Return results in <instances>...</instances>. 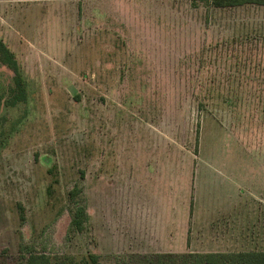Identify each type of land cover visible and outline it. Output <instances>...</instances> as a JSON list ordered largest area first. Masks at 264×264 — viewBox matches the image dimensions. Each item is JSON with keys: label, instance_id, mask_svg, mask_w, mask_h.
Segmentation results:
<instances>
[{"label": "rangeland", "instance_id": "1", "mask_svg": "<svg viewBox=\"0 0 264 264\" xmlns=\"http://www.w3.org/2000/svg\"><path fill=\"white\" fill-rule=\"evenodd\" d=\"M0 35L32 91L0 113V264L264 250L263 5L0 0Z\"/></svg>", "mask_w": 264, "mask_h": 264}, {"label": "trees", "instance_id": "2", "mask_svg": "<svg viewBox=\"0 0 264 264\" xmlns=\"http://www.w3.org/2000/svg\"><path fill=\"white\" fill-rule=\"evenodd\" d=\"M208 7L232 8L245 5H263L264 0H205ZM0 64L12 71L10 84L4 85L0 82V113L2 109H13L21 105H27L31 101L32 91L30 83L25 75L23 67L16 53L9 47L0 35ZM80 96H76L78 99ZM202 103V102H201ZM8 135L3 123L0 122V149L6 146ZM81 193V188L75 186L70 191V201L73 202L71 226L76 231H83L88 221V214L84 205L76 200ZM129 261L134 264V256ZM184 259L182 264H264V250L246 251H219V252H188L186 254H164L156 253L143 256L139 264H168L166 258ZM93 264H105L99 260L96 254L90 255ZM123 262L121 264H129ZM49 258L44 254L38 255L31 252L27 258V264H48ZM119 264V263H116Z\"/></svg>", "mask_w": 264, "mask_h": 264}, {"label": "water", "instance_id": "3", "mask_svg": "<svg viewBox=\"0 0 264 264\" xmlns=\"http://www.w3.org/2000/svg\"><path fill=\"white\" fill-rule=\"evenodd\" d=\"M69 90H70L71 94H73V95L76 94V90H75L74 86H70Z\"/></svg>", "mask_w": 264, "mask_h": 264}, {"label": "crops", "instance_id": "4", "mask_svg": "<svg viewBox=\"0 0 264 264\" xmlns=\"http://www.w3.org/2000/svg\"><path fill=\"white\" fill-rule=\"evenodd\" d=\"M253 214H254V210H253ZM215 252H219V251H215Z\"/></svg>", "mask_w": 264, "mask_h": 264}]
</instances>
